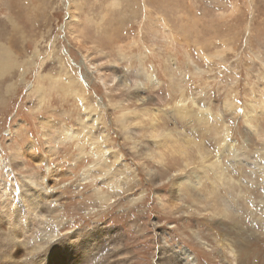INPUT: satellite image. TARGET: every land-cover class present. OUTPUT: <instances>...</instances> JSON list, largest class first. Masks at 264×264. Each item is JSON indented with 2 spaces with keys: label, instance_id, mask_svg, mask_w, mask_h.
<instances>
[{
  "label": "rangeland",
  "instance_id": "rangeland-1",
  "mask_svg": "<svg viewBox=\"0 0 264 264\" xmlns=\"http://www.w3.org/2000/svg\"><path fill=\"white\" fill-rule=\"evenodd\" d=\"M2 187L0 264H264V0H0Z\"/></svg>",
  "mask_w": 264,
  "mask_h": 264
},
{
  "label": "bare ground",
  "instance_id": "bare-ground-1",
  "mask_svg": "<svg viewBox=\"0 0 264 264\" xmlns=\"http://www.w3.org/2000/svg\"><path fill=\"white\" fill-rule=\"evenodd\" d=\"M29 182L32 184V185H37L36 184V181L32 178H29L28 179ZM181 182V181H180ZM182 183V182H181ZM180 185V184H179ZM176 186V185H175ZM178 187V185H177ZM180 187V186H179ZM176 189V188H175ZM19 192V193H16ZM181 191V190H180ZM179 193V192H178ZM177 193V194H178ZM176 194V193H175ZM177 196V195H176ZM27 200V203L30 204V205H34V204H37L38 202H41L42 200H39L38 201V198H37V195L34 191H31V190H18L16 188V190H8L4 187H2L0 189V223L3 221H6V223L11 227V230H12V233L7 236L8 237V240H7V244L9 243V241L13 244L14 246V242H15V230L14 229H19V227L21 228V226H23V223L20 221L21 218L18 220L17 218H19L20 216V209L19 211H16V209H13V206H16V201L17 200H20L22 198H24ZM25 200V201H26ZM225 203V202H224ZM225 205V204H223ZM226 206V205H225ZM17 207H19V204H17ZM23 207V206H22ZM3 209H5V211L3 212ZM223 210H225V208H223ZM33 212V211H31ZM225 212V211H224ZM23 216V215H22ZM28 217V216H27ZM34 217V216H33ZM26 222H30L28 220H26ZM25 225V224H24ZM50 226V225H49ZM24 227V226H23ZM51 227V226H50ZM28 228V227H27ZM26 228V229H27ZM8 229V228H7ZM25 229V230H26ZM28 230V229H27ZM20 231V229H19ZM29 231V230H28ZM25 236H28V239L30 240V236L31 235H28V233L26 232L25 233ZM33 237V236H32ZM31 237V239H33ZM4 239V238H3ZM82 240V239H81ZM78 242V241H77ZM2 243V242H0ZM3 245V243H2ZM27 245V244H26ZM25 244H23L24 247H26ZM10 246V245H9ZM8 246V247H9ZM30 249H32V252L34 253L35 252V244L34 243H31L30 242V245L29 247ZM84 247H83V251H84ZM90 250L89 251H86L85 255L89 254ZM166 261V260H165ZM168 262V261H167ZM166 262V263H167ZM29 263V262H28ZM178 263V262H176ZM30 264V263H29ZM161 264V263H160Z\"/></svg>",
  "mask_w": 264,
  "mask_h": 264
},
{
  "label": "snow or ice",
  "instance_id": "snow-or-ice-1",
  "mask_svg": "<svg viewBox=\"0 0 264 264\" xmlns=\"http://www.w3.org/2000/svg\"><path fill=\"white\" fill-rule=\"evenodd\" d=\"M0 238H2V236H0ZM5 257H6V249L0 248V261L5 259Z\"/></svg>",
  "mask_w": 264,
  "mask_h": 264
}]
</instances>
